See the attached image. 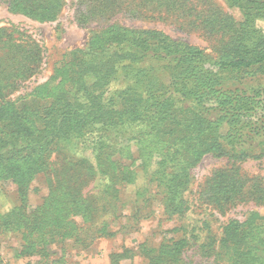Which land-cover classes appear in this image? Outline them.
<instances>
[{"label": "trees", "instance_id": "trees-1", "mask_svg": "<svg viewBox=\"0 0 264 264\" xmlns=\"http://www.w3.org/2000/svg\"><path fill=\"white\" fill-rule=\"evenodd\" d=\"M8 1L12 9L40 22L56 20L65 7V0ZM227 1L240 9L242 21L220 9L197 11L195 0L166 2L168 9L178 4L183 14L201 20L205 32L218 38L219 58L158 30L111 26L80 51L83 57L71 63L48 95L37 93L47 90L46 84L15 102L6 101L2 90L17 88L37 69V45L15 40L12 28H0V181L17 185L24 197L35 173L49 171L50 194L41 205L30 214L24 205L16 207L1 218V227L29 241L19 255L63 245L71 238L72 213L83 209L79 214L86 210L90 219L97 213L102 195L90 200L84 194L96 173L105 176L103 193L134 182L139 170L150 173L168 214L182 217L191 169L204 155L237 163L264 157V86L234 85L264 77V0ZM120 70L132 74L134 87L117 98L118 105L105 99L103 91ZM222 125L228 126L226 134L220 132ZM88 150L95 163L85 154ZM124 158L137 161V171ZM237 170L228 168L215 178L214 191L219 187L221 195L216 202L222 200V206L244 194V185L228 174ZM258 192L263 198L264 185ZM98 199L99 207L92 206ZM210 231L202 248L220 264H264V216L231 222L220 237ZM188 244L184 235L164 239L159 246L145 242L139 254L145 264H181Z\"/></svg>", "mask_w": 264, "mask_h": 264}, {"label": "rangeland", "instance_id": "rangeland-1", "mask_svg": "<svg viewBox=\"0 0 264 264\" xmlns=\"http://www.w3.org/2000/svg\"><path fill=\"white\" fill-rule=\"evenodd\" d=\"M176 1L179 3L180 0ZM195 1L198 4L197 11L220 9L237 21L243 19L240 9L231 6L227 0ZM166 2L167 0H65V7L56 20L40 22L12 9L8 0H0V28H12L9 31H14L15 40L37 45L38 54L35 62L37 69L31 71L17 88L3 89L1 96L6 95V101L15 102L20 98L30 97L46 84L47 90L39 89L37 93L39 97L48 95L60 85L71 63L83 57L80 51L87 50L91 40L111 26L130 30H158L174 40L199 47L219 58L221 51L219 52L218 38L205 32L201 20L193 15L183 14V9L176 8L178 4L168 9ZM191 18L195 20V24L190 23ZM260 25L264 27V21ZM112 51L113 48L110 52ZM133 64L137 67L136 62ZM126 72L120 70L113 75L111 83L104 88L105 99L111 97L120 105L117 98L131 91L134 78L131 73ZM242 83L234 85L250 88L262 83L264 86V77L248 78ZM220 132L226 134L228 126L222 125ZM130 144L131 149L137 151L136 142L131 141ZM85 154L95 163L90 150ZM123 163L137 171V161L132 163L124 158ZM231 167L239 169L237 173L228 174H234V179L244 185V194L231 198L222 206V200L216 202L221 195L219 187L218 191H214L215 178ZM150 178V173L139 170L138 179L136 175L134 182L124 187L116 186L117 191L104 189L103 193L101 190L104 187L100 183L106 181L105 176L96 173L95 178L84 188L87 199L92 200L98 193L103 197L102 207L91 217L94 220L88 218L86 210L84 214H79L83 209L72 213L69 216L74 221L71 238H67L63 245L52 244L40 254L33 252L19 255L29 241L22 239L19 232L6 231L0 226V264H113V261H118V264H145L144 258L139 254L141 244L147 242L159 246L164 239L182 235L186 236L189 244L182 252L181 264H220V260L213 255L207 256L202 248L208 230L220 237L224 227L231 222H244L254 214L264 216V197L260 198L259 192L257 193V189L264 185V157L237 163L214 153L204 155L191 169L190 184L183 193L187 211L182 217L168 214L163 192L156 182H150ZM225 183L228 182L225 180ZM255 185H258L257 189ZM49 194L48 170L35 173L28 183L24 197L19 195L17 185L0 181V221L2 216L23 205L28 214L32 213ZM96 203L97 205L92 201V206L98 208L101 200L98 199ZM77 235L84 240H77ZM120 255L127 257L120 258Z\"/></svg>", "mask_w": 264, "mask_h": 264}]
</instances>
